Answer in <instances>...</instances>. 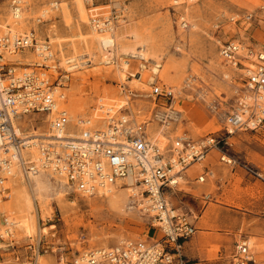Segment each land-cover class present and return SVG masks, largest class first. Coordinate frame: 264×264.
I'll return each mask as SVG.
<instances>
[{
	"label": "rangeland",
	"instance_id": "1",
	"mask_svg": "<svg viewBox=\"0 0 264 264\" xmlns=\"http://www.w3.org/2000/svg\"><path fill=\"white\" fill-rule=\"evenodd\" d=\"M14 1L0 0V34L15 33L9 29L14 24ZM25 1L27 17L18 33L35 29L38 42L50 44L54 56L46 62V72L60 87L59 93L66 95L63 106L70 112V122L93 117L97 119L94 126L103 124L99 119L107 117L108 111L117 117L129 115L136 122H147L150 133L162 129L169 136L162 147L183 135L195 141L214 135L220 140V150L261 173L259 177L222 161L223 153L213 149L210 157L208 154L196 162L197 169L190 168L194 163L188 166L167 194L171 206L185 212L196 226L191 237H213L207 247V260L196 263L233 264L237 242L248 239L253 264H264V124L234 133L228 130L226 119L244 82L240 70L226 64L219 53L221 42L227 40L264 46V0H93L87 2V20L77 11L74 0H66L67 10L52 5L61 0ZM46 8L49 11L42 15ZM248 12L254 14L252 22L234 23L230 19ZM38 17H42L41 23ZM106 18L114 21L121 44L110 63L102 59L95 38L100 32L95 29V21ZM253 31H257L254 37ZM139 45L145 46L147 59L126 54L122 48ZM28 52L37 51L34 47L24 48L14 53L22 58L5 54L3 61L17 70L45 66L40 55L27 60ZM62 54L77 55V63L91 61L74 69L60 68L57 64ZM81 54L86 56L80 58ZM124 60L128 66L122 76ZM155 85L171 88L174 97L155 95ZM165 115L170 116L166 127L160 122ZM49 120L43 114L19 119L25 133L48 132ZM208 161L212 162V171L203 173L198 167ZM47 176V172L42 173L45 180ZM202 176L205 179L199 180ZM19 177L3 180V187L8 189L4 197L0 194V264H75L91 250L162 236L155 217L138 212V202L131 203L134 209L121 212L111 206L103 191L84 195L72 188L68 193L60 186L47 188L37 193L35 210L20 212V207H26L18 197L27 183ZM31 182L35 188V178ZM128 187L132 192L136 190L125 182L117 185L119 190ZM11 216L17 224L11 234H3L6 219ZM28 221L34 226L32 233L24 226Z\"/></svg>",
	"mask_w": 264,
	"mask_h": 264
},
{
	"label": "built area",
	"instance_id": "2",
	"mask_svg": "<svg viewBox=\"0 0 264 264\" xmlns=\"http://www.w3.org/2000/svg\"><path fill=\"white\" fill-rule=\"evenodd\" d=\"M25 2L14 1V21L21 20ZM262 9L264 17V7ZM253 18L252 12L230 17L234 23L252 22ZM37 22L41 23L42 17H38ZM29 47L39 52L45 66L17 70L18 67L3 61L7 52L16 53ZM219 53L226 64L240 70L244 82L237 103L226 119L227 124L234 130L257 129L264 124V46L259 48L254 43L227 40L221 42ZM53 56L49 43L38 42L35 29L16 35L9 31L0 34V171L9 173L12 168L13 161L7 155L9 151L21 153L31 146L33 136L22 130L20 117L30 114L52 116L48 121V130L52 132L44 131L47 135H37L40 137L38 150L41 160H33L29 152L16 161L27 175L41 169L50 170L64 177L74 191L84 195H93L114 184H128V178L132 176L143 185V193L151 200L150 206L156 205L154 217L162 232L160 239L127 240L102 252L101 249L89 251L88 264H198L187 261L183 254V242L193 236L197 228L185 212L174 209L173 213L167 209L166 195L177 185L173 182L175 176L184 173L191 164L203 161L211 150H220V140L214 135L199 141L178 137L176 142L171 141L162 147L150 139L147 122H136L129 115L117 117L109 111L107 117L99 119L103 124L81 126L83 135H63L61 132L71 117L68 108L58 107L56 85L46 72V62ZM153 93L168 99L174 97L171 88L160 85L154 86ZM168 117H160L162 126L169 124ZM83 121H79L78 126ZM220 151L223 153L222 161L262 177L251 165L241 164ZM176 167L179 170L174 171ZM1 178L0 194L4 197L8 189L3 187L6 175H1ZM204 179L205 176L199 177V180ZM250 249L248 239L238 241L233 264H253ZM96 254L99 255L96 257ZM76 260L75 264H78Z\"/></svg>",
	"mask_w": 264,
	"mask_h": 264
},
{
	"label": "bare ground",
	"instance_id": "3",
	"mask_svg": "<svg viewBox=\"0 0 264 264\" xmlns=\"http://www.w3.org/2000/svg\"><path fill=\"white\" fill-rule=\"evenodd\" d=\"M74 2H76L77 11L79 12V14L83 18V20H87L89 18V10L87 7L88 1L74 0ZM67 3L68 2L66 0H61V2H55V3L53 2L52 5H57V6L61 5V7L62 6L64 7V10H67V7H68ZM89 3H91V2H89ZM116 5H119V3H116ZM25 7H26V5L24 4L23 8L25 11H24V14L22 15L21 20L18 22L14 21L13 26L11 28L8 27L10 30L15 31V33H11L12 35L18 34L19 29L23 28V26L25 25V19L27 17ZM46 11H49V10L47 8L45 10H43L42 15H45L47 13ZM66 14H64V15H66ZM95 27H96L95 28L96 30L98 29L97 31H100V32H98V34H96L95 38L101 46V51H100L101 57H102V59H104V61L106 63H110L111 61H113L115 59L116 52L121 50V48H120L121 44L119 42V34L116 32V29H115L116 27L114 25V21L111 20L110 18H106L103 20L99 19V20L95 21ZM16 30H17V32H16ZM122 48H123V51L126 52V54H131L132 56H140V57L146 58V59L148 58L147 50H146L144 45L128 46V47H122ZM6 54H7V56H9L10 58H13V59H15V58L20 59L23 57V55H21L19 53L18 54H14V53L12 54V53L7 52ZM38 55H40L39 52H36V53H33V52L29 53L28 52V54L26 55L25 58L28 60V59L36 57ZM85 56H86V54L79 55L80 58H83ZM77 59H78L77 55L65 57L62 54L61 59H60V63H58L57 65L60 68L63 66H67L68 69H74V68H78L80 65L87 64L88 62L91 61V59H87V60H84L82 62L77 63L76 62ZM50 60H48V61L50 62ZM69 63H71V64H69ZM127 66H128V61L124 60L122 63V66H121V70H120L122 76H123L124 70L127 69ZM143 66H144V64H143ZM231 68H234V67H231ZM234 69H236V68H234ZM154 71L156 72V71H158V69L154 68ZM59 88H60L59 86L58 87L56 86V88H55V97L57 98L58 107L63 108L64 107L63 101L65 100L66 96L64 97V95H65L64 93H59L60 92ZM62 97H64V98H62ZM49 118L52 119L53 117L49 116ZM81 120H83V119H79L77 123L69 122L65 126L64 131L61 133L63 135H69V136H72V135L81 136V135H83V133L81 132V129H80L81 126L86 128V127L92 126L93 121L94 122L97 121V119H95V118L93 119V117L86 118L78 126V123ZM14 122H15V120H14ZM16 122H17V119H16ZM51 132H52L51 129H49V131L46 133H51ZM230 132L234 133V129H232L231 127H230ZM40 133H42V132L28 133L30 136H33V137H31V139H30L31 146H27L26 151L21 152V153L15 152L12 150L9 151V153L7 155L9 157H11V159L13 161L12 168L9 169L10 170L9 173L8 172L3 173L2 171H0L1 173L6 175V178L8 177L9 179H11V178H13L14 175H16V176H20L19 177L20 181H22L24 179L25 182L27 183L26 186H24L22 188V190L20 191L21 193L19 194V197H18L19 201L22 200L25 204V207H26V208L20 207V209H19L20 212L30 211V209H33V208L35 210V201L34 200L37 197H39L37 195V193L41 194L47 188L52 189L53 187H59L60 186L62 189L66 190L67 193L69 191L68 189L71 188V186L67 183V180L55 172H52L50 170L41 169L37 173H32V174L27 175L24 172V170L22 169V167L16 162L21 156L26 157L28 155L27 153H29V152H30L29 155L32 157L33 160H35L37 162H39L41 160V154L39 153V150H38V144H39L40 137H38L37 135H47V134H44V132H43V134H40ZM58 133H60V132H58ZM150 135H151V138H152L151 140L153 141V143H158L159 145H163L166 141H168V138H169V136L165 135V133H164V131H162V129L159 132H152V133H150ZM179 137L185 138L186 136L183 135V136H179ZM225 158L228 159V157H225ZM176 170H179V168L176 167L174 171H176ZM45 172L48 173L47 180H45L42 177V173H45ZM34 178L36 181L35 188L33 187L32 182H31V180H33ZM182 178H183V175H181V173H179L177 176L174 177V181H173L174 184H177L179 182V179H182ZM0 180H1V178H0ZM128 184L134 185L136 190H134L132 192L131 191L132 188H130V187L119 190L117 188L118 184L111 185L106 190H103V192L106 193L107 196L109 197V202H110L111 206H113L116 209H119L121 212H126L127 210L134 209L135 206H132L131 203H133V201H136V203L138 202L139 206L142 207V209H141V207L138 208V212L141 211L142 214H143V212H145L146 214H149V216H152V217L155 216L156 215L155 214L156 213V210H155L156 205L153 203L154 206H152V207L150 206L151 200L149 198H147V196H145V194L143 193V188H144L143 185L136 182L135 178H133L132 176L128 178ZM31 190H32V192H31ZM100 191H102V190H100ZM100 191H99V193H100ZM61 193L62 192H59V194H61ZM131 197H133V199ZM166 201H167V209L171 210L174 213V208L171 206V202L168 199V195H166ZM136 203H134V204H136ZM175 210L179 211L178 209H175ZM6 221H7L6 222L7 224H6V227H4V229L2 231L3 234H7L9 231L13 230L14 225L17 224V221L14 218V216L8 217L6 219ZM24 226H25L26 230L29 231L30 233H32V230H34L33 229L34 226L31 225L29 223V221L26 222ZM249 244H252V243L249 241ZM104 249H108V248H101V250L100 249H98V250L95 249V250H97V251L100 250V252H102ZM91 251H93V250H91ZM100 252H99V254H100ZM99 254H96V257ZM89 259H90L89 253L87 252V253L81 255L76 260V263L88 264Z\"/></svg>",
	"mask_w": 264,
	"mask_h": 264
},
{
	"label": "crops",
	"instance_id": "4",
	"mask_svg": "<svg viewBox=\"0 0 264 264\" xmlns=\"http://www.w3.org/2000/svg\"><path fill=\"white\" fill-rule=\"evenodd\" d=\"M259 25V24H258ZM259 30V28H255L254 30ZM257 31H253V37L255 36V33ZM209 153V157H210ZM216 154L212 155V158H214ZM208 157V156H207ZM197 163H194L193 166L191 165L190 168H196L195 165ZM212 162L208 161L207 164L201 165L198 167V169L201 167L203 168V173L212 171ZM188 168L187 171L190 169ZM197 169V168H196ZM186 171V172H187ZM202 173V174H203ZM210 173V172H209ZM208 173V174H209ZM170 191V190H169ZM168 195V194H167ZM169 197V196H168ZM179 209V208H178ZM152 239H155V237H152ZM213 240V237L206 236V238H203L201 235H195L194 237L188 238L183 242V254L185 256V259L187 261H194V262H201L202 260H207L209 251L207 249L208 244Z\"/></svg>",
	"mask_w": 264,
	"mask_h": 264
}]
</instances>
